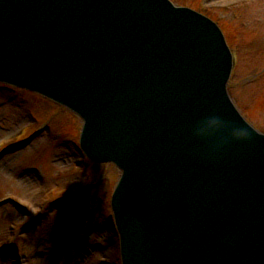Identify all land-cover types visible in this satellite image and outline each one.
<instances>
[{"label":"water","instance_id":"water-1","mask_svg":"<svg viewBox=\"0 0 264 264\" xmlns=\"http://www.w3.org/2000/svg\"><path fill=\"white\" fill-rule=\"evenodd\" d=\"M231 66L217 24L169 0H0V81L78 113L85 153L122 170L124 264H264V135Z\"/></svg>","mask_w":264,"mask_h":264},{"label":"rangeland","instance_id":"rangeland-1","mask_svg":"<svg viewBox=\"0 0 264 264\" xmlns=\"http://www.w3.org/2000/svg\"><path fill=\"white\" fill-rule=\"evenodd\" d=\"M172 1L221 26L236 54L228 91L264 132V0ZM42 125L28 147L4 148ZM82 125L53 101L0 83V264H121L110 205L121 172L81 153Z\"/></svg>","mask_w":264,"mask_h":264},{"label":"clouds","instance_id":"clouds-1","mask_svg":"<svg viewBox=\"0 0 264 264\" xmlns=\"http://www.w3.org/2000/svg\"><path fill=\"white\" fill-rule=\"evenodd\" d=\"M211 124L219 123V121L213 119L210 121ZM233 137L240 140H247L250 138L249 132L247 129H235L232 133Z\"/></svg>","mask_w":264,"mask_h":264}]
</instances>
